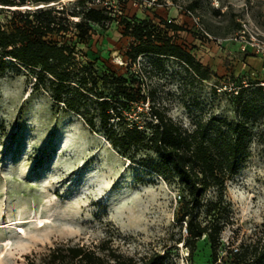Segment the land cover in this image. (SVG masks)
Instances as JSON below:
<instances>
[{
    "label": "rangeland",
    "instance_id": "374dc122",
    "mask_svg": "<svg viewBox=\"0 0 264 264\" xmlns=\"http://www.w3.org/2000/svg\"><path fill=\"white\" fill-rule=\"evenodd\" d=\"M101 3L111 5L117 19L164 18L183 27L176 39L209 69L208 78L174 58H164L163 70L151 68L146 56L132 67L176 121L194 128L213 116L241 120V87L244 100L262 102L264 0L96 1ZM3 6L10 8L0 11L5 21L12 10L36 8ZM132 41L117 20L106 30L95 26L82 47L101 70L124 74ZM34 81L33 73L15 64L0 73V264L39 262L62 242L92 246L104 240L128 255L166 252L162 264H214L207 239L199 240L193 254L183 243L182 186L149 172L147 152L121 154L99 123L90 129L49 91L34 89ZM249 124L246 160L225 192L226 245H237L264 225V110L251 115ZM216 195L211 188L206 198Z\"/></svg>",
    "mask_w": 264,
    "mask_h": 264
},
{
    "label": "trees",
    "instance_id": "16d2710c",
    "mask_svg": "<svg viewBox=\"0 0 264 264\" xmlns=\"http://www.w3.org/2000/svg\"><path fill=\"white\" fill-rule=\"evenodd\" d=\"M96 1L0 0L6 6H36L12 10L10 21L0 17V73L14 64L29 70L35 77L34 89L49 91L57 104L78 113L90 129L99 123L121 154L147 152L149 172L182 186L180 221L185 223L183 243L190 254L205 238L214 264H264V225L237 245H226L222 237L229 220L227 182L246 160L249 119L264 110V88L259 87V104L243 99V87L237 91L242 104L237 122L213 116L194 128L185 126L157 105L155 89L132 69L140 56L150 57L147 64L162 70L164 58H174L196 76L208 78L209 69L176 39L183 27L164 18L158 22L126 15L117 19L111 5ZM4 9L10 10L0 7ZM117 20L123 34L133 39L124 74L101 70L82 47L90 43L95 26L106 30ZM211 188L217 195L207 200ZM165 254L128 255L109 240L92 246L62 242L39 262L30 258L28 264H162Z\"/></svg>",
    "mask_w": 264,
    "mask_h": 264
},
{
    "label": "bare ground",
    "instance_id": "6f19581e",
    "mask_svg": "<svg viewBox=\"0 0 264 264\" xmlns=\"http://www.w3.org/2000/svg\"><path fill=\"white\" fill-rule=\"evenodd\" d=\"M3 7H4V6H3ZM11 7H13V8H18V6H11ZM23 7H29V6H25V5H24ZM48 219H49V218H48ZM23 220H24V219H23ZM27 221H29V219H27L26 222H27ZM41 221H42V220H41ZM45 222H46V221H45ZM43 225H44V224H43ZM43 225H42V226H43ZM2 226H8V225H7L6 223H4L3 225H1V227H2ZM0 239H1V238H0ZM1 242H2V241H1ZM6 242H7V241H6ZM2 244H3V243H2ZM5 246H6V245H5Z\"/></svg>",
    "mask_w": 264,
    "mask_h": 264
},
{
    "label": "built area",
    "instance_id": "2783aa9c",
    "mask_svg": "<svg viewBox=\"0 0 264 264\" xmlns=\"http://www.w3.org/2000/svg\"><path fill=\"white\" fill-rule=\"evenodd\" d=\"M261 84H263V85H264V82H262Z\"/></svg>",
    "mask_w": 264,
    "mask_h": 264
},
{
    "label": "water",
    "instance_id": "95a60500",
    "mask_svg": "<svg viewBox=\"0 0 264 264\" xmlns=\"http://www.w3.org/2000/svg\"><path fill=\"white\" fill-rule=\"evenodd\" d=\"M41 7H43V6H41Z\"/></svg>",
    "mask_w": 264,
    "mask_h": 264
}]
</instances>
